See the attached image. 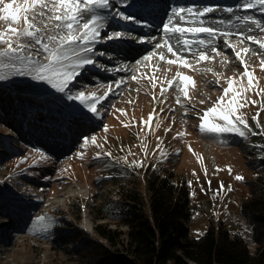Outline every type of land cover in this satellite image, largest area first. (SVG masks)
Here are the masks:
<instances>
[{
    "label": "rangeland",
    "instance_id": "rangeland-1",
    "mask_svg": "<svg viewBox=\"0 0 264 264\" xmlns=\"http://www.w3.org/2000/svg\"><path fill=\"white\" fill-rule=\"evenodd\" d=\"M117 8L115 3L106 13L105 28L92 45L94 53L89 55L95 63L86 65L69 85L73 94L85 91L98 95L110 86L107 97L97 105L99 115L30 77L13 76L0 81V264H79L63 251L62 246L67 244H59L60 231L51 234V227L41 231L34 224L40 216L52 221L61 218L67 230H83L97 239L95 224L123 229L116 220L95 218L89 208L114 195L115 186L107 177L106 164L110 161L123 165L136 162L138 168L144 163H160L175 169L185 176L189 188L192 216L187 225L192 236L200 237L210 223L222 222L245 239L252 253L263 250L264 239L259 243L252 240V230L240 212L241 201L249 196L253 176L248 145L254 138L264 139V94L257 95L259 89H264L261 49L247 40L242 42L241 36L228 40L236 51L250 47L248 54L241 55L254 76L255 88L242 94L247 97V105L239 108L237 115L246 120L251 131L246 132V137L201 133L198 114L202 115L223 94L222 89L228 86L226 78L247 86L243 66L233 48L222 41L217 47L222 55L207 52L215 57L217 65L214 60L196 64L190 56L186 57L192 69L179 63L170 65L159 59L162 51L148 46L147 37H141L138 28L129 30L130 25H140L112 18L110 13ZM251 28L253 31L243 35L264 38V32L255 26ZM106 31L130 35L114 41L104 36ZM150 52L157 55L144 61L143 57ZM223 55L230 66H221ZM205 68L213 71H203ZM178 71L195 81L194 88L189 86L190 102L177 91L176 82L173 87L166 83ZM213 72L220 74L219 84ZM152 76L156 77L155 88L146 78ZM162 81L167 88L163 95ZM178 95L183 106L176 102ZM201 100L205 102L201 104ZM150 114L153 120L149 126L142 121H148ZM92 136L96 137L95 145L89 142L82 147L83 138ZM237 176L243 179L237 180ZM12 199L22 203L15 205ZM74 203H80L79 221L70 207ZM98 241L107 246L104 240Z\"/></svg>",
    "mask_w": 264,
    "mask_h": 264
},
{
    "label": "snow or ice",
    "instance_id": "snow-or-ice-1",
    "mask_svg": "<svg viewBox=\"0 0 264 264\" xmlns=\"http://www.w3.org/2000/svg\"><path fill=\"white\" fill-rule=\"evenodd\" d=\"M239 7L245 10L258 8L261 12H264V0H244ZM112 8V0H0V81H6L13 76L30 77L35 81L50 85L56 92L64 93L68 100L79 101L80 105H83L88 112L99 115L97 105L107 97L111 87L109 86L103 95H98L95 92L86 93L85 91H77L73 94L69 85L86 65L95 63L89 54L94 53L92 45L101 36L100 30L105 28L106 17L101 13V10ZM223 10L229 13L234 11L231 7ZM213 11L215 9L208 6L202 8L194 6L171 8L168 23L163 25V31L167 39L163 43L157 42L155 48H165L167 53L175 57V59H168L164 52H160L158 55L161 61H166L170 65L179 63L185 68L192 69L193 65L183 53L187 52L192 55L196 64L212 61L215 57L210 56L201 49L213 45L217 36H222L226 46L233 48L235 57L243 66L242 75L247 78V86L239 85L234 78H226L228 86L222 89L223 94L216 99L211 107L204 110L202 115L198 114L200 119L198 127L201 133L214 135L234 133L246 137V132H250L251 129L246 120L237 115V110L247 105V97L242 94L255 88L254 76L249 71V67L241 55L242 52L248 54L250 47H244L240 51H236L234 46L228 43V38L233 35L232 32L214 27H205L201 17ZM110 15L114 19L118 17L119 20L131 22L134 25H141L142 23L136 14H125L118 8ZM174 18H179L182 24L188 26L174 24ZM235 19L245 25H254L255 29L264 32V23L253 16H236ZM21 21L23 22L22 26H19ZM220 23L223 24L224 21H220ZM228 23L231 24V21ZM248 31L251 32L253 29L248 27ZM201 34H207L209 39H200ZM126 35H130V33L120 31H106L104 33L108 40L114 41L122 39ZM240 35L242 42L247 40L255 43L261 49V55H264V38H257L254 35ZM173 38L177 42L178 47L176 49L170 43ZM132 39L145 42L142 38L132 37ZM147 42H151V38ZM211 51L216 55H222L214 46ZM100 54L103 55V53ZM154 55H157V53L150 52L143 57V60L149 61ZM137 63L139 64L140 61H137ZM221 63H227L226 57ZM260 63L262 70H264V59H261ZM195 70L201 71L199 68ZM203 71L212 72L213 70L205 68ZM213 75L218 77L217 84H219L220 74L213 72ZM146 78L152 81L153 88H155L156 77ZM132 79L135 80L136 76H133ZM121 82H116L117 86ZM174 82H176L177 91L182 93L183 97L190 102L189 86L195 87V81L192 77L178 71L175 77L166 81L168 87H173ZM163 83L162 81L161 95L167 91V88L163 87ZM261 94H264V89L257 91V95ZM153 98L155 99V97ZM176 102L183 106L179 95ZM204 102L203 100L200 101L201 104ZM251 103L255 105L256 101H251ZM152 120L153 116L150 114L148 121H142V123H147L150 126ZM105 131H107V126H105ZM184 134L178 133L179 136ZM89 142L95 145L96 137L83 138L82 147ZM257 147H264V145H258ZM189 150L191 151V148ZM99 155L98 153L97 156L99 157ZM106 155L110 156L111 153H106ZM40 156L42 159L46 158L42 152ZM135 163L133 162V165L130 166H134ZM236 179L240 180L243 177L237 176ZM34 224L39 225L41 231H47L51 226V220L48 217L40 216L36 218Z\"/></svg>",
    "mask_w": 264,
    "mask_h": 264
},
{
    "label": "trees",
    "instance_id": "trees-1",
    "mask_svg": "<svg viewBox=\"0 0 264 264\" xmlns=\"http://www.w3.org/2000/svg\"><path fill=\"white\" fill-rule=\"evenodd\" d=\"M258 145H264V139L254 138L248 145L253 176L249 196L240 204L241 216L257 243L264 239V147ZM130 165L106 164L114 195L89 205L95 218L116 220L123 228L113 230L106 224L93 228L96 237L113 250L83 230H67L61 218L51 220L49 233L60 231L59 244H67L62 248L71 260L79 264H264V249L252 253L245 239L222 222L210 223L200 237L190 234L187 222L192 211L184 175L160 163ZM12 203L22 202L12 199ZM70 207L79 221L80 203Z\"/></svg>",
    "mask_w": 264,
    "mask_h": 264
},
{
    "label": "bare ground",
    "instance_id": "bare-ground-1",
    "mask_svg": "<svg viewBox=\"0 0 264 264\" xmlns=\"http://www.w3.org/2000/svg\"><path fill=\"white\" fill-rule=\"evenodd\" d=\"M131 1V7L132 8H135V9H139L140 8V6L141 5H144L145 4V1L146 0H130ZM148 1H150V0H148ZM151 2V1H150ZM206 3H208V4H210L211 6H216V10L215 11H213V12H211L210 13V15H209V18H213L214 19V22H217V21H221V19H219V20H216L215 18H214V14L216 15V14H220V4L219 3H217V2H212L213 4H211V2H206ZM109 10H101V13L106 17V13L108 12ZM229 12H226L225 11V14H228ZM179 19V18H178ZM142 27V26H141ZM144 29L143 28H141L140 30H141V32H144V31H146L147 30V27L144 25ZM131 28V27H130ZM149 29V28H148ZM150 33V32H149ZM151 42H148V46H155V44L157 43V42H160V43H163V39H161L160 38V34L157 32V31H152V33H151ZM147 41H149V40H147ZM146 41V42H147ZM145 42V43H146ZM145 45H147V44H145ZM222 47H226V46H222ZM162 52H164L165 54H168L167 53V51H164L165 50V48H162V49H160ZM225 55H223L222 56V61L225 59ZM215 63H218L217 62V60H214L213 61V64H215ZM230 64H231V62H229V61H227V63L225 64V63H221V66H223V67H228V66H230ZM215 65H217V64H215Z\"/></svg>",
    "mask_w": 264,
    "mask_h": 264
}]
</instances>
